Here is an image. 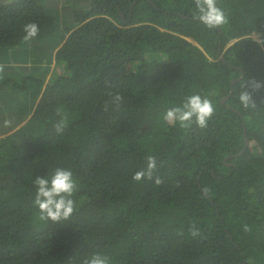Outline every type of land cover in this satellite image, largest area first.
Masks as SVG:
<instances>
[{"label": "trees", "instance_id": "obj_1", "mask_svg": "<svg viewBox=\"0 0 264 264\" xmlns=\"http://www.w3.org/2000/svg\"><path fill=\"white\" fill-rule=\"evenodd\" d=\"M216 4L207 28L194 0H0V264H264V0ZM197 93L207 127L162 119ZM147 155L153 180L133 181ZM56 167L77 185L59 224L33 204Z\"/></svg>", "mask_w": 264, "mask_h": 264}, {"label": "clouds", "instance_id": "obj_2", "mask_svg": "<svg viewBox=\"0 0 264 264\" xmlns=\"http://www.w3.org/2000/svg\"><path fill=\"white\" fill-rule=\"evenodd\" d=\"M194 3L196 6L193 13L194 18L198 19L207 28H215L227 22L223 11L217 7L216 0H194ZM39 30V26L35 22L24 24L23 31L25 35L23 40L30 41L35 38L39 34ZM3 71L4 66L0 65V72ZM249 84L253 91L264 87V81H258L254 78L249 81ZM108 96L109 99L104 104L105 111L108 110L109 106L119 107L123 101V96L120 93L113 94L109 92ZM239 99L245 108L250 105L255 106L251 92L242 91ZM214 112L212 101L197 93L187 96L181 104L168 108L162 119L168 124H176L178 122L182 128H188L193 123L199 128H205L208 121L213 117ZM5 123H8V121ZM67 124L68 117L64 114L54 125L56 132L63 133ZM145 161L146 166L133 173V181L139 182L145 178L153 180V173L157 167L156 157L147 155ZM32 182L35 186L33 204L39 209V220L59 224L71 218L76 210V203L72 197L77 188L71 169L56 167L50 175L36 176ZM154 182L159 185L162 180L157 176ZM204 191L207 192L208 189H204ZM243 227L244 231H250L248 225ZM189 233L192 237L199 236L200 232L195 223L189 228ZM82 264H111V259L102 252H93L90 256H86L83 259Z\"/></svg>", "mask_w": 264, "mask_h": 264}, {"label": "rangeland", "instance_id": "obj_3", "mask_svg": "<svg viewBox=\"0 0 264 264\" xmlns=\"http://www.w3.org/2000/svg\"><path fill=\"white\" fill-rule=\"evenodd\" d=\"M67 6V5H66ZM254 37H256L255 35H254ZM256 39H258L257 37H256ZM30 57H31V55H30ZM53 67V63H51V65H50V68H52ZM50 72V71H49ZM48 77H49V74H47V76H46V79H48ZM1 93V92H0ZM1 97H0V99L2 98V93H1V95H0ZM96 206H95V203H91L90 204V206H89V208H92V209H94Z\"/></svg>", "mask_w": 264, "mask_h": 264}, {"label": "water", "instance_id": "obj_4", "mask_svg": "<svg viewBox=\"0 0 264 264\" xmlns=\"http://www.w3.org/2000/svg\"><path fill=\"white\" fill-rule=\"evenodd\" d=\"M245 138V137H244ZM246 143H248L247 139L245 138Z\"/></svg>", "mask_w": 264, "mask_h": 264}]
</instances>
